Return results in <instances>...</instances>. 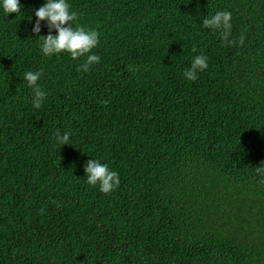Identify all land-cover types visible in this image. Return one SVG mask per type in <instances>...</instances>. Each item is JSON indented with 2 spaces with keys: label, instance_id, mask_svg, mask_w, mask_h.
Masks as SVG:
<instances>
[{
  "label": "trees",
  "instance_id": "obj_1",
  "mask_svg": "<svg viewBox=\"0 0 264 264\" xmlns=\"http://www.w3.org/2000/svg\"><path fill=\"white\" fill-rule=\"evenodd\" d=\"M68 2L99 33L87 72L42 54L44 0L0 9V264H264V0ZM217 11L231 45L202 26ZM90 156L117 190L86 183Z\"/></svg>",
  "mask_w": 264,
  "mask_h": 264
},
{
  "label": "clouds",
  "instance_id": "obj_2",
  "mask_svg": "<svg viewBox=\"0 0 264 264\" xmlns=\"http://www.w3.org/2000/svg\"><path fill=\"white\" fill-rule=\"evenodd\" d=\"M22 7L20 0H0V9L7 16L11 13L20 14ZM35 17L37 19L31 30L38 37L40 50L44 56L51 58L64 54L70 55L73 60L86 58L79 66L85 72L101 62V57L93 52V49L98 48L100 44L99 33L82 25L76 26L79 15L75 10H72L68 0H44V3L35 10ZM31 20L32 17L29 21L31 22ZM41 22H46L47 35H40ZM202 26L213 32L222 30L223 40L229 45L233 43L228 39L232 28V13L230 11H217L210 16H205ZM240 43L243 44V37H241ZM208 67L209 58L204 54L197 55L192 60L190 67L184 70L183 76L188 81H195L198 79V73L204 72ZM42 74V71L39 70H29L23 76L28 87L33 90L32 105L36 109L43 106L47 97V92L42 90L39 83ZM55 139L61 147L73 145L70 132L61 133L57 130ZM84 171L86 183L91 187L98 186L100 192L106 195L117 190L121 184L119 173L110 169L107 163H102L99 159L92 157L88 159L84 165ZM258 171H264V168H258Z\"/></svg>",
  "mask_w": 264,
  "mask_h": 264
}]
</instances>
